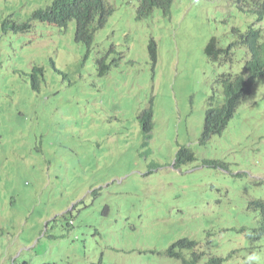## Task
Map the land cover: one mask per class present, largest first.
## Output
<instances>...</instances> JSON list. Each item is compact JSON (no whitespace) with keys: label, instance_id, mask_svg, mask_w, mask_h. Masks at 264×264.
<instances>
[{"label":"rangeland","instance_id":"rangeland-1","mask_svg":"<svg viewBox=\"0 0 264 264\" xmlns=\"http://www.w3.org/2000/svg\"><path fill=\"white\" fill-rule=\"evenodd\" d=\"M107 1L113 12L88 47L75 21L33 19L53 0H0L1 263L183 264L168 250L188 238L198 264H264L253 205L264 200V75L202 141L209 98L224 100L217 78L247 60L242 47L218 60L206 47L217 37L227 48L252 23L264 34L258 0H175L142 18L140 0ZM183 146L196 159L177 166Z\"/></svg>","mask_w":264,"mask_h":264},{"label":"trees","instance_id":"trees-1","mask_svg":"<svg viewBox=\"0 0 264 264\" xmlns=\"http://www.w3.org/2000/svg\"><path fill=\"white\" fill-rule=\"evenodd\" d=\"M174 1L140 0L138 17H148L156 8H160L165 14H169ZM254 6L255 9L253 11L257 14L256 20H263L264 0L255 1ZM112 12L113 7L107 0H53L52 4L46 8L36 10L33 19H41L44 22L62 28H67L70 22L75 21L76 40L90 47L94 42L96 32L106 25ZM10 23L13 24L9 18L5 19L4 28H8ZM13 27L26 30L31 27V22L24 24L14 23ZM235 47H242L247 51L246 70L238 74L224 73L217 78V83L223 89L224 100L220 103V97L216 93L209 98L202 141L208 140L213 134L221 133L228 121L235 115L243 98L252 93L256 78L264 75V34L262 27H257L255 23H252L245 32H240L239 38L227 48L219 46L218 38L213 37L206 47V53L213 60H218L223 54L227 56ZM150 51L156 63L157 43L155 40H152L150 43ZM99 62L101 64V71L104 72L105 64L103 59H100ZM38 69V67H35V71ZM33 86L36 90L40 89L39 85L35 82H33ZM153 114V105H150L140 116L145 132H151L154 127ZM195 159V153L191 148L183 146L177 153L176 164L177 166H182ZM253 205L261 211L259 229L261 234H264V200H257L253 202ZM63 217L67 218L68 215L64 214ZM72 221L68 220V226L72 225ZM9 232L5 230L0 231V242L4 240L5 235ZM11 233H13V230ZM196 246L197 242L195 240L185 238L174 243L168 252L171 256L181 259L183 264H198L203 253L193 250L194 258L189 260L184 252L186 248L194 249ZM177 249L181 251L176 252ZM15 257L17 256L15 255ZM223 262L224 258L213 256L206 264H223ZM23 263L30 264L28 259H24L23 254L11 262V264ZM0 264H2L1 259Z\"/></svg>","mask_w":264,"mask_h":264},{"label":"clouds","instance_id":"clouds-1","mask_svg":"<svg viewBox=\"0 0 264 264\" xmlns=\"http://www.w3.org/2000/svg\"><path fill=\"white\" fill-rule=\"evenodd\" d=\"M21 30V29H20Z\"/></svg>","mask_w":264,"mask_h":264}]
</instances>
